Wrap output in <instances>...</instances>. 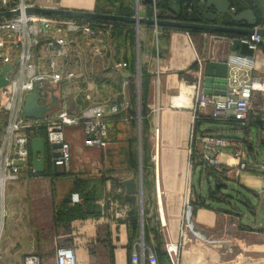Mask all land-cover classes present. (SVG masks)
Wrapping results in <instances>:
<instances>
[{
	"label": "crops",
	"instance_id": "1",
	"mask_svg": "<svg viewBox=\"0 0 264 264\" xmlns=\"http://www.w3.org/2000/svg\"><path fill=\"white\" fill-rule=\"evenodd\" d=\"M142 1L135 0L138 9L140 5L150 15L140 17L137 10L130 17L153 19L155 15L159 19L158 4L163 5L165 15L173 16L183 5V0H152V5ZM199 1L193 0L186 11L191 12ZM227 20L219 16L215 24L227 26ZM201 21L205 23L202 17ZM89 25L93 36L68 35L78 40L81 57L71 62L58 60V65L75 72L76 78L47 85L61 101L59 109L40 123L38 136L46 137V126L57 122L61 108L76 118L82 108L118 104L119 112L106 117L108 146L86 148L80 124L62 126L70 147L62 177L53 175L48 148L45 173L35 174L30 149L28 165L5 187L0 264H23L29 254L39 256L41 264H55L58 246L72 248L77 264H131L134 251L144 256L152 252L158 264H169L164 243L180 239L190 148L195 170L200 176L211 177L214 186L208 187L206 194L200 182L197 190L193 188L194 225L181 264H264V110L249 112L245 127L207 116L193 121L194 94L198 80L203 79L200 69L207 62L236 54L251 59V77L264 78V39L256 51L240 44L232 52L230 40L243 36L193 34L125 22ZM41 33L42 41L56 37L54 26ZM38 53L40 58L46 57L43 45ZM184 88H191V98L184 96ZM84 95L90 100L84 101ZM43 97L39 104H49L50 96ZM260 100L264 103V95ZM192 130L194 139L189 143ZM203 138L213 144L220 140L225 146L203 145ZM238 151L240 158L236 157ZM201 154L212 155L225 177L215 175ZM243 163L246 168L240 169ZM126 182L133 185L134 202L126 198ZM227 184L233 187V196L222 193L221 188L228 193ZM74 193L80 197L78 204L70 202ZM88 203L94 204L91 214L85 210Z\"/></svg>",
	"mask_w": 264,
	"mask_h": 264
},
{
	"label": "built area",
	"instance_id": "2",
	"mask_svg": "<svg viewBox=\"0 0 264 264\" xmlns=\"http://www.w3.org/2000/svg\"><path fill=\"white\" fill-rule=\"evenodd\" d=\"M191 4L193 0H183ZM8 5L2 12L18 11L19 15L11 18L0 19V71L5 65H12L7 73L8 84L0 89V242L4 228L3 202L5 187L19 174L22 166H27L30 161V142L38 138L39 129L43 120L27 119L24 116V106L28 95L34 90L35 85H51L68 83L76 78L75 72L60 69L58 60L71 62L79 60L81 48L76 38H69L71 34L93 36L94 30L88 23L80 21H68L63 25L56 26V37L47 40L41 39V23L58 24V22L38 18L34 15H25V10L33 8L34 4L26 0H19L14 6H9L7 0L2 1ZM155 7V6H154ZM231 12L236 13L234 8ZM154 20L156 16L154 15ZM50 26V25H46ZM155 34L157 31L155 30ZM190 39V34H188ZM232 40H230V43ZM240 44L249 51H256L263 44V38L257 35L243 36L239 38ZM43 45L46 57L40 58L38 48ZM5 50V55L3 51ZM158 59V57L156 56ZM200 68L202 61L197 60ZM123 67L126 64H122ZM228 74L226 79L225 96H212L203 94L201 82L198 80L194 94L193 121L198 116H207L212 120H227L239 123L241 127L247 124V115L251 111L264 110V103L260 97L264 95V78L261 76L251 77L252 61L249 57L233 54L227 59ZM200 69V77L203 70ZM44 94L40 95L39 103L44 100ZM84 101H89L90 96L84 95ZM41 105V104H40ZM118 104L97 105L90 108H82L78 117L72 118L66 109L61 108L58 112L57 122L46 126L45 142L51 149L53 144H60L58 150L60 156L55 159L57 165H66L70 160V147L64 140L61 127L64 125L80 124L85 137L86 148H101L108 146L109 124L106 120L108 115L119 112ZM206 113V114H205ZM158 131H155V135ZM194 139V131H191L189 143ZM203 145H213L215 149L225 146V143L217 140L211 143L209 138L200 141ZM202 160L218 177H225V172L219 169L218 162L212 155L201 154ZM242 156L241 151L236 157ZM24 162L23 165L16 163ZM196 162L193 152L189 149V161L185 180V190L182 200L180 239L177 243L167 241L164 243V251L169 264H181V255L187 248L188 233L192 231L194 222V192L193 173ZM246 164H241L240 169H245ZM70 202L78 204L80 197L74 193ZM120 216V214H117ZM264 251V231L262 233ZM131 264H158L156 256L149 252L146 256L133 252L130 257ZM23 264H41L40 257L29 254ZM55 264H77L72 248L58 246L55 249Z\"/></svg>",
	"mask_w": 264,
	"mask_h": 264
},
{
	"label": "water",
	"instance_id": "3",
	"mask_svg": "<svg viewBox=\"0 0 264 264\" xmlns=\"http://www.w3.org/2000/svg\"><path fill=\"white\" fill-rule=\"evenodd\" d=\"M251 4V9L243 10L239 13L231 12V5L226 0H200L197 7L201 13L202 20L205 23H185L174 20L173 17L161 19H144L140 17H123L112 14H100L84 11L73 10H58L52 8H28L25 10V15L39 14L44 16H56L74 19L97 20L107 22H125L131 23L139 27L140 25H150L158 27H172L183 30H196L202 32L234 34L239 36L257 35L264 39V28L259 27L256 13L260 14L264 19V4L260 0H247ZM143 5H152V0H143ZM19 15L18 11L1 12L0 18L12 17ZM219 16H226L229 20L238 26H220L215 22ZM243 25V26H242ZM242 26V27H240ZM240 46L239 40L235 39L231 42L232 52H236ZM12 65H5L0 71V89L8 84L7 73L11 71ZM228 74L227 59L221 58L219 61L207 62L203 67V94L212 96H225L226 79ZM55 90L43 84V86L35 85L34 90L28 95L25 106L24 116L27 119L43 120L54 109H59L60 99L55 96ZM49 95L50 103L47 105H40V95ZM71 107L73 100L69 99ZM60 144H53L51 149L53 152L50 157L52 159V172L55 177H62L66 175V167L57 165L55 159L60 156L58 150ZM31 149V166L35 174H44L46 168L47 146L44 137L34 138L30 142ZM24 162L16 163L23 165ZM126 187L127 200L135 201L134 189L132 183H124ZM219 188V185H216ZM94 209L93 203L86 205V213L91 214Z\"/></svg>",
	"mask_w": 264,
	"mask_h": 264
},
{
	"label": "rangeland",
	"instance_id": "4",
	"mask_svg": "<svg viewBox=\"0 0 264 264\" xmlns=\"http://www.w3.org/2000/svg\"><path fill=\"white\" fill-rule=\"evenodd\" d=\"M3 0H0V13L4 10L5 7H8V5L2 4ZM30 2V4H34L33 8H52V9H58V10H73V11H84V12H92V13H100V14H112V15H120V16H134L136 11H139V16L147 18L150 15V12L147 13L143 8L139 5H136L135 0H26ZM174 0H170V3H173ZM264 4V0H260ZM9 3V6H14L19 3V0H7ZM92 2L93 7H92ZM73 7H79V8H87L91 10H85V9H74ZM34 16H37L38 18L55 21L58 22V24H43L41 23V29L42 32L45 34L47 31L52 30L53 26H59L63 25L64 23H67L68 21H83V23H102V24H113L115 22H104V21H97V20H80V19H74V18H65V17H56V16H44L39 14H33ZM13 17V16H12ZM157 17V16H156ZM11 18V17H6ZM1 19V18H0ZM261 26L264 28V19L262 18V22L260 23ZM46 25H52L51 27ZM154 27V26H153ZM68 104L71 105L70 101L68 100ZM57 109H54L55 111ZM48 151H50V148H48ZM50 153V152H49ZM201 178V179H200ZM200 182L201 190L204 194L207 192V188L211 187L213 188L214 182L211 179V177L207 178L205 175H199L198 170H195L193 173V186L198 189V184ZM228 193H226L225 188H221V191L224 195H230L233 196V187L230 184H227ZM232 192V193H231ZM241 210L245 211V208L240 206ZM10 245L12 241H9ZM12 249V248H10ZM13 251V250H12ZM12 254V252H11ZM27 256V255H26ZM25 256V257H26Z\"/></svg>",
	"mask_w": 264,
	"mask_h": 264
},
{
	"label": "trees",
	"instance_id": "5",
	"mask_svg": "<svg viewBox=\"0 0 264 264\" xmlns=\"http://www.w3.org/2000/svg\"><path fill=\"white\" fill-rule=\"evenodd\" d=\"M230 3L231 7L234 8L236 10V12H241L243 10L246 9H251V4L247 1V0H226ZM183 5L181 7V11L179 14L177 15H173V16H167L164 14L162 6L158 4L157 8L159 10V14H158V18L159 19H166L167 17H173L174 20L179 21V22H185V23H202L201 21V14L199 13L198 9L196 6L192 7V11L191 12H187L186 11V7H187V3H185V1H182ZM256 17L258 20V23L260 24L262 22V16L258 13H256ZM225 25L227 26H232L234 25L230 20H227L225 23ZM187 32L190 33H200V31H196V30H187ZM220 34V33H218ZM224 35V34H221ZM228 36H237V35H233V34H228ZM144 88V81L143 84L141 83V91H143Z\"/></svg>",
	"mask_w": 264,
	"mask_h": 264
},
{
	"label": "bare ground",
	"instance_id": "6",
	"mask_svg": "<svg viewBox=\"0 0 264 264\" xmlns=\"http://www.w3.org/2000/svg\"><path fill=\"white\" fill-rule=\"evenodd\" d=\"M183 94H184V96L185 97H187L188 99L189 98H191V88H184L183 89V92H182ZM157 136V135H156ZM159 148V147H158ZM159 151V150H158ZM157 156V155H156ZM156 161H157V159H156ZM160 200V199H159Z\"/></svg>",
	"mask_w": 264,
	"mask_h": 264
}]
</instances>
